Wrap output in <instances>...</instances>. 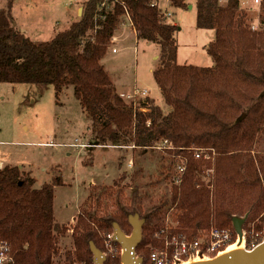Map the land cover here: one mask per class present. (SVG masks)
<instances>
[{"label": "trees", "instance_id": "obj_1", "mask_svg": "<svg viewBox=\"0 0 264 264\" xmlns=\"http://www.w3.org/2000/svg\"><path fill=\"white\" fill-rule=\"evenodd\" d=\"M11 1L0 11V84L52 86L56 99L72 88L98 146H131L144 157L166 141L176 149L167 154L186 161L180 183L172 184L169 194L154 198L143 192L144 186H134L141 165L131 176V187L115 183L90 193L63 261L57 260L59 241L67 229L55 222L52 205L54 189L64 186L61 178L36 190L35 179L23 167H2L0 243L8 246L15 264H93L91 245L106 254L104 264H120V247L107 237L114 225L128 236L130 217L142 221L143 239L135 253L143 264L152 249L162 246L155 239L161 232L169 240L191 242L212 228L231 230L235 218H246L255 231L264 232V153L257 151L264 145V0L255 28L248 18L251 10L242 8L240 0H195L197 29L214 31L206 48L213 67L206 69L176 64L180 30L152 0L126 1L136 40L159 48L152 77L165 111L148 99L139 100L136 108L127 104L101 64L124 21L121 7L87 0L81 18L66 31L50 42L34 43L13 25ZM167 5L172 10L189 6L187 0H167ZM196 151L208 152L209 160L195 159ZM159 162L168 171L145 187L177 179L172 161L165 166L161 157ZM207 171L212 175L206 176ZM127 188L130 193L124 196ZM170 209L166 234L164 215Z\"/></svg>", "mask_w": 264, "mask_h": 264}, {"label": "rangeland", "instance_id": "obj_2", "mask_svg": "<svg viewBox=\"0 0 264 264\" xmlns=\"http://www.w3.org/2000/svg\"><path fill=\"white\" fill-rule=\"evenodd\" d=\"M8 1L0 0V11L7 10ZM83 1L85 0H78ZM11 2L10 17L13 25L34 43L50 42L56 33L66 31L71 24L79 20L83 11V4L77 6L70 0ZM158 2L160 10L167 8L165 0ZM187 3L188 8L191 7L190 10H167L170 14L169 21L180 30L177 34L176 64L212 68L213 61L207 55L206 48L214 40V31L197 29L195 0H187ZM240 6L251 10L247 11L248 18L252 17L253 28L257 27L258 6H252L250 0L241 1ZM77 9L80 10L78 16ZM132 31L126 22L120 25L101 64L108 71L118 69L115 75H109L110 72L105 71L117 94L127 104L126 97L130 94L132 96L134 88H137L146 91L147 96L144 99L165 111L162 97L152 77L159 48L155 44L136 40L133 36L135 32ZM112 50L117 54L112 55ZM139 100L143 99L136 97L135 103L137 104ZM89 128L90 122L75 100L72 88L65 90L56 99L52 86L0 84V163H2L0 168L23 167L24 171L35 179L36 190L53 180H59V177L64 185L54 189L52 204L55 222L67 229L65 237L59 241L57 257L59 261H63L66 252L70 251L72 244L70 237L75 219L90 193L111 188L115 183L121 187L125 185L131 187V176L137 171V165H141L143 173L134 186H144L143 192L154 198L169 194L171 185H174L172 181L159 183L155 187H145V184L160 180L162 178L160 173L168 171L160 169L161 157L166 159L165 166L171 165V161L176 167L182 163L180 157H173L174 153L167 154L168 151H146L144 157H138V151L131 146L99 149L100 146L97 145L99 143L90 136ZM159 144L156 147H159ZM257 151L264 153V145H260ZM210 153L214 156V152ZM205 174L212 175V171ZM129 193L128 188L124 190V196H128ZM171 212L172 209L164 215L162 230L166 234ZM244 225L249 224L246 221ZM131 233L132 230L126 237ZM142 239L141 235L140 243ZM155 239L162 241L161 247L165 242L168 244L175 242V238L169 240L162 232L155 235ZM107 250L110 251L109 248ZM117 252L121 258V248L117 249ZM134 254L136 259H142L135 250ZM103 256L105 259L106 254ZM198 261L202 260H189L182 264Z\"/></svg>", "mask_w": 264, "mask_h": 264}, {"label": "built area", "instance_id": "obj_3", "mask_svg": "<svg viewBox=\"0 0 264 264\" xmlns=\"http://www.w3.org/2000/svg\"><path fill=\"white\" fill-rule=\"evenodd\" d=\"M75 5L83 4V2H78V0H70ZM126 1L128 0H103V4L101 7L105 6H119L121 7L124 15H123V23L126 22L133 30V25L131 22V18L126 8ZM166 5H167V0ZM246 1V0H240ZM252 6H259L262 0H250ZM152 4L154 6H158V0H152ZM81 6V5H80ZM159 7V6H158ZM168 7V5H167ZM167 8L164 10H160L163 13V16L170 20V14L167 12ZM122 23V24H123ZM134 32V30H133ZM112 54H116L115 50H112ZM147 96L146 91H140L135 89L133 95H129L126 97L128 104H132L134 108H136L135 98L139 97L140 99H144ZM154 150L159 151H176L170 144L166 141L162 142L159 147L153 148ZM195 159H198L203 156L204 160H209L206 153L204 151H196ZM180 157V156H178ZM181 162L176 168L175 172L178 174L176 180H174V185H178L180 183V177L185 173V164L186 161L181 158ZM1 169V168H0ZM107 242L113 241V234L107 237ZM264 242V232L259 233L255 231L254 226L252 224L243 225L241 227V235L240 237L237 235L235 230L232 228L231 230H221L212 228L207 231L201 238L196 239L191 242H187L184 238H180L174 244L165 242L164 246L160 249H152L149 257L150 264H182L184 261H195V260H205V261H213L217 259L220 255L225 253L229 248H235L236 251H244V252H252L257 247H259ZM106 248H109V253L113 252V248L111 243L108 244ZM0 264H15L13 259L9 256V248L7 245L0 243Z\"/></svg>", "mask_w": 264, "mask_h": 264}, {"label": "water", "instance_id": "obj_4", "mask_svg": "<svg viewBox=\"0 0 264 264\" xmlns=\"http://www.w3.org/2000/svg\"><path fill=\"white\" fill-rule=\"evenodd\" d=\"M188 9L190 10L191 7ZM245 222L246 218H235L231 221L232 228L239 237L241 227ZM128 224L132 230L129 237H126L116 225L113 226V241L120 246L122 251L121 264H142V260L136 259L134 254L135 248L140 244L142 221H139L137 217H130ZM90 252L93 257V264H104L103 254L96 250L93 245L90 246ZM203 264H264V242L252 252L236 251L228 256L219 257Z\"/></svg>", "mask_w": 264, "mask_h": 264}, {"label": "crops", "instance_id": "obj_5", "mask_svg": "<svg viewBox=\"0 0 264 264\" xmlns=\"http://www.w3.org/2000/svg\"><path fill=\"white\" fill-rule=\"evenodd\" d=\"M79 11H80V10L77 9V16H78V14H79ZM132 33H133V31H132ZM133 36H134V38L136 39V35H135V33H133ZM116 54H117V53H116ZM112 55H114V54H112ZM102 64H103V62H102ZM105 70H106L108 73L110 72L109 75H112V74L115 75V73H118V69H116V68H115L114 70H112V71H108L107 68H106ZM114 75H113V76H114ZM111 77H112V76H111ZM115 85H116V84H115ZM114 87H115V86H114ZM135 89H137V88H134V90H135ZM134 90H133V92H134ZM130 95H131V94H130ZM102 148L110 149V148H107V147H100L99 149H102ZM0 166H2V163H0Z\"/></svg>", "mask_w": 264, "mask_h": 264}, {"label": "bare ground", "instance_id": "obj_6", "mask_svg": "<svg viewBox=\"0 0 264 264\" xmlns=\"http://www.w3.org/2000/svg\"><path fill=\"white\" fill-rule=\"evenodd\" d=\"M237 249L235 248H229L225 253H223L222 255H220L219 257H224V256H228L229 254L233 253V252H236ZM218 257V258H219ZM202 261H205V260H202ZM202 261H198V262H194L192 264H203ZM207 262H210V261H207Z\"/></svg>", "mask_w": 264, "mask_h": 264}]
</instances>
